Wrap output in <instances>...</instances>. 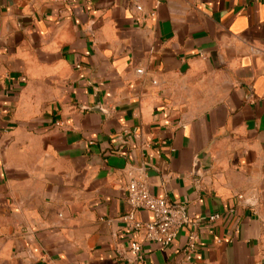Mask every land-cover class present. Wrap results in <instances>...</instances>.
Here are the masks:
<instances>
[{"label":"crops","instance_id":"crops-1","mask_svg":"<svg viewBox=\"0 0 264 264\" xmlns=\"http://www.w3.org/2000/svg\"><path fill=\"white\" fill-rule=\"evenodd\" d=\"M0 264H264V0H0Z\"/></svg>","mask_w":264,"mask_h":264},{"label":"built area","instance_id":"built-area-1","mask_svg":"<svg viewBox=\"0 0 264 264\" xmlns=\"http://www.w3.org/2000/svg\"><path fill=\"white\" fill-rule=\"evenodd\" d=\"M137 73H141V71L137 70ZM126 195L130 209L122 217V221L127 229L141 233L143 239L149 243L160 247L170 246L177 237L180 228L187 223L182 212L166 201L151 196L145 182L141 179H131L126 186ZM138 211L150 213L152 220L148 222L137 221L136 213ZM216 218L217 216L214 215L210 220ZM139 250L140 245L138 243H131L130 251L132 254H137Z\"/></svg>","mask_w":264,"mask_h":264}]
</instances>
